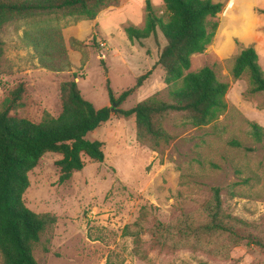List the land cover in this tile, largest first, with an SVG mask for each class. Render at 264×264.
I'll return each mask as SVG.
<instances>
[{
  "label": "rangeland",
  "instance_id": "rangeland-1",
  "mask_svg": "<svg viewBox=\"0 0 264 264\" xmlns=\"http://www.w3.org/2000/svg\"><path fill=\"white\" fill-rule=\"evenodd\" d=\"M212 1L223 5L217 30L205 52L192 56L188 72L212 68L229 85V108L264 126V94L248 92L247 75L233 81L229 74L232 58L249 45L264 70V22L258 12L263 9L244 10L242 0ZM145 2L118 0L93 21L49 15L6 25L0 32V106L8 91L22 83V106L14 116L33 123L44 112L57 116L60 87L75 78L82 97L96 109L111 107L107 83L118 98L148 72L141 86L114 108L127 111L155 94L165 98L164 72L156 66L162 36L130 41L124 33L126 26L143 27ZM150 2L161 15L162 0ZM44 62L55 71L41 68ZM111 112L110 120L87 136L103 143V162L82 156L83 169L60 183L55 162L61 156L47 153L28 173L25 206L57 219L33 252L37 264H264V251L246 243L221 258L207 251L154 247L150 234L155 223L168 224L200 210L214 188L220 190L225 214L264 228V140L248 138L235 113L234 127L223 122L227 128L221 135L208 126L175 128L164 121L172 139L152 151L137 142L133 116ZM233 139L242 146H229ZM135 223L141 229L136 242L124 234Z\"/></svg>",
  "mask_w": 264,
  "mask_h": 264
},
{
  "label": "trees",
  "instance_id": "trees-1",
  "mask_svg": "<svg viewBox=\"0 0 264 264\" xmlns=\"http://www.w3.org/2000/svg\"><path fill=\"white\" fill-rule=\"evenodd\" d=\"M117 3L118 0H0V32L10 23L49 15L93 21L100 11ZM162 3L163 13L159 15L150 0H146L143 27L126 26L124 33L130 41L148 39L157 33L162 36L164 46L156 66L164 72L165 98L155 94L127 111L114 108L141 86L150 75L148 72L137 79L134 88L124 91L118 98L107 83L105 88L111 107L96 109L82 97L74 78L60 87L59 114L52 116L44 112L40 121L33 123L13 115L22 106L24 85L17 84L6 94L0 106L2 264H37L33 252L42 237L56 224L53 214H37L25 206L23 195L29 186L28 173L47 153L61 156L55 162L60 183L83 169L82 156L103 162V143L87 136L110 120L112 108L124 118L134 117L137 142L152 151L170 143L172 136L163 125L169 120L175 128L208 126L213 134L221 135L227 128L223 122L234 127L237 115L248 138L254 143L264 140V126L229 108L225 101L229 85L220 81L212 68L188 72L192 56L204 53L211 43L223 5L212 0H162ZM258 12L264 14V9ZM3 46L0 39V71ZM41 68L55 71L46 62ZM229 74L233 81L247 75L248 92L264 94V70L252 45L242 47L232 58ZM222 117L224 119L219 121ZM228 145L242 146L235 139ZM212 192L211 200L193 214H184L168 224L155 223L150 230L153 246L207 251L221 258H227L231 250L242 243L264 251V228L225 214L220 190L214 188ZM145 215V212L141 213V217ZM140 233L137 223L124 228V234L134 237L135 242Z\"/></svg>",
  "mask_w": 264,
  "mask_h": 264
},
{
  "label": "crops",
  "instance_id": "crops-1",
  "mask_svg": "<svg viewBox=\"0 0 264 264\" xmlns=\"http://www.w3.org/2000/svg\"><path fill=\"white\" fill-rule=\"evenodd\" d=\"M242 8L251 12L257 9H264V0H242ZM260 17L264 22V15L260 14Z\"/></svg>",
  "mask_w": 264,
  "mask_h": 264
}]
</instances>
